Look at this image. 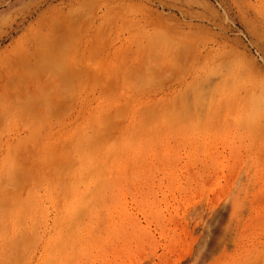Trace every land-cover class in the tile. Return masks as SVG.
<instances>
[{"label": "rangeland", "instance_id": "rangeland-1", "mask_svg": "<svg viewBox=\"0 0 264 264\" xmlns=\"http://www.w3.org/2000/svg\"><path fill=\"white\" fill-rule=\"evenodd\" d=\"M0 116V264H264V0H0Z\"/></svg>", "mask_w": 264, "mask_h": 264}, {"label": "bare ground", "instance_id": "bare-ground-1", "mask_svg": "<svg viewBox=\"0 0 264 264\" xmlns=\"http://www.w3.org/2000/svg\"><path fill=\"white\" fill-rule=\"evenodd\" d=\"M37 40V39H36ZM57 42V41H56ZM53 43H55V42H53ZM55 46H56V44H55ZM25 61V60H24ZM57 64V63H56ZM62 65V64H61ZM68 65V64H67ZM54 66V65H53ZM40 67V66H39ZM41 67H43L42 65H41ZM45 67V66H44ZM48 67V65L46 66V68ZM68 67V66H67ZM67 67H66V69H67ZM76 67V66H75ZM45 68V69H46ZM48 68H50V67H48ZM55 68V67H54ZM70 68V67H69ZM44 69V68H43ZM53 69V68H52ZM59 69H61V68H59ZM58 69V70H59ZM38 70H39V68H38ZM49 70V69H48ZM40 71V70H39ZM57 70L55 69V72H56ZM45 72V71H44ZM68 72H69V70H68ZM75 72V71H74ZM56 73H58V71L56 72ZM54 74V73H53ZM68 73H66V75H67ZM71 74H72V72H71ZM58 75H60V74H58ZM74 75H75V73H74ZM53 76V75H52ZM62 76V75H61ZM51 77V76H50ZM16 78V77H15ZM35 78V77H34ZM8 79V78H7ZM33 79V78H32ZM52 79V78H51ZM59 79V78H58ZM51 81V80H50ZM59 81H60V79H59ZM214 80H213V78H212V76H209L208 78H205L204 79V82L206 83V84H208V85H210L212 82H213ZM7 82V81H6ZM28 82V81H27ZM49 82V81H48ZM62 82V81H61ZM46 83H47V81H46ZM53 83V82H52ZM51 83V84H52ZM8 84V83H7ZM6 84V85H7ZM1 117V116H0Z\"/></svg>", "mask_w": 264, "mask_h": 264}]
</instances>
